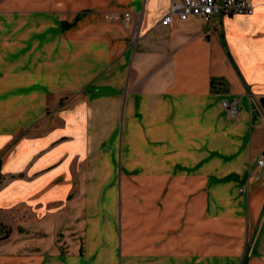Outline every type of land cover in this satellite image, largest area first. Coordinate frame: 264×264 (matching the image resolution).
I'll return each mask as SVG.
<instances>
[{
  "label": "crops",
  "instance_id": "1",
  "mask_svg": "<svg viewBox=\"0 0 264 264\" xmlns=\"http://www.w3.org/2000/svg\"><path fill=\"white\" fill-rule=\"evenodd\" d=\"M172 1L20 0L1 7L8 17L0 16V79H7L0 88H15L26 110L60 80L65 92H89L93 109L119 112L109 119L129 129L132 175L203 194L204 203L230 212L225 224L240 231L257 223L255 246L242 262L249 264L264 259V175L254 163L264 151V0H252L250 16L162 24ZM124 13V27L111 19ZM49 63L62 71L44 75ZM232 98L238 113L228 119L219 102ZM237 245L229 254L241 253ZM23 249L0 253V264H42Z\"/></svg>",
  "mask_w": 264,
  "mask_h": 264
},
{
  "label": "rangeland",
  "instance_id": "2",
  "mask_svg": "<svg viewBox=\"0 0 264 264\" xmlns=\"http://www.w3.org/2000/svg\"><path fill=\"white\" fill-rule=\"evenodd\" d=\"M19 1L0 0V9ZM49 64L44 75L62 71ZM63 87L44 86L41 104L26 110L15 88H0V253L25 248L42 264H242L256 222L240 231L203 194L132 175L129 129L109 119L119 112L93 109L89 92ZM235 242L239 255L227 251Z\"/></svg>",
  "mask_w": 264,
  "mask_h": 264
},
{
  "label": "built area",
  "instance_id": "3",
  "mask_svg": "<svg viewBox=\"0 0 264 264\" xmlns=\"http://www.w3.org/2000/svg\"><path fill=\"white\" fill-rule=\"evenodd\" d=\"M253 9L252 0H178L169 3L161 23L168 25L171 19L184 21L188 18H196L203 22H210L213 16H218L221 19L229 15L250 16ZM111 19L119 20L124 27L129 22L130 16L128 13H124L121 16H111ZM219 107L225 112L228 119L237 116L236 99H222L219 102ZM255 165L264 175V151L255 158Z\"/></svg>",
  "mask_w": 264,
  "mask_h": 264
},
{
  "label": "water",
  "instance_id": "4",
  "mask_svg": "<svg viewBox=\"0 0 264 264\" xmlns=\"http://www.w3.org/2000/svg\"><path fill=\"white\" fill-rule=\"evenodd\" d=\"M258 103H259V106H260L261 110H262L263 113H264V99H259V100H258Z\"/></svg>",
  "mask_w": 264,
  "mask_h": 264
}]
</instances>
